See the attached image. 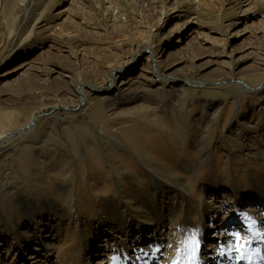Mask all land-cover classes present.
<instances>
[{"label": "rangeland", "instance_id": "obj_1", "mask_svg": "<svg viewBox=\"0 0 264 264\" xmlns=\"http://www.w3.org/2000/svg\"><path fill=\"white\" fill-rule=\"evenodd\" d=\"M0 138V264H170L182 222L207 264L264 191V0H0Z\"/></svg>", "mask_w": 264, "mask_h": 264}, {"label": "bare ground", "instance_id": "obj_2", "mask_svg": "<svg viewBox=\"0 0 264 264\" xmlns=\"http://www.w3.org/2000/svg\"><path fill=\"white\" fill-rule=\"evenodd\" d=\"M148 48L150 50H152V47H149L148 46ZM93 88L94 89L95 88L97 89V87H90L91 90H93ZM114 90H116V89H114ZM112 91H113V88L109 89L108 92L110 93ZM85 93H86L85 89H80L77 92V95L83 100L84 99V96H85ZM119 93H122V92L119 91ZM154 97L152 96V98H147L146 100L149 101V102H154V101L157 100V99H153ZM122 100L124 101V98ZM28 129H30V128H28ZM25 130H27V128ZM0 140H4V139L3 138H0ZM172 177L173 176H171V178ZM156 183L157 182H155L154 185H156ZM158 188H159V186L156 185V189L157 190H158ZM176 188L178 190H180V192L185 191V186L183 184H179L178 186H176ZM253 192H255V195L256 196H260V194H263L264 193V191L260 190L259 188H257ZM240 195L241 196H245L246 193H244L243 191H239V196ZM252 199H254V197H248V198H246L247 201L252 200ZM261 199H264V196ZM259 202H261V200H259ZM245 203H247V202H245ZM188 205H191V202L188 203ZM258 207L259 208H262L263 206H258ZM205 209L208 210V208L206 206H205ZM205 209L204 210L202 209L203 210L202 213H205L206 212ZM152 210H154V209H151V211ZM240 211H241V209H240ZM237 212L239 213V211H237ZM159 214L161 216L160 220H162L163 217H164L162 215V212L159 213ZM249 217H251V216L249 215ZM187 218L188 219H191L190 218V215H188ZM233 219H235V218L233 217ZM249 221H250V223L251 222H255V225H257V226H258V224L261 223L260 222L261 221L260 219L256 220L255 218H251ZM262 223H263V221H262ZM180 227H181V231H182V236L179 239L178 245H177L176 250H175L177 252V253H175L176 256L173 257L174 260H172V262H170V264H202L200 262V258H198L197 249L202 246V239H200V236L205 231L204 230V226H202V227H194V226H191L190 227V226H188V224H186V222H182L181 225H180ZM225 235H226L225 232H223L222 233V236L218 237L219 239H214V240H220V239L221 240H226V236ZM234 238H235V241H236L235 244H234V247H227L228 249H225L224 250V248H223V250H221V251L219 250V252L216 253L215 256H213V258L215 257L216 259L217 258L218 259H228V258H232L233 255H236L238 257V259L240 260L239 261V264H244V261L245 260H247V261H249V260H258V261H261V262L264 263V233H262L261 235H258V234H253L252 235V231H251V238L248 239V240H242L241 238H236V236L230 237V239H234ZM193 241H198V246H195L194 247L193 246ZM237 242H239V243H237ZM143 244H144V242H142V245ZM143 249L144 248H142V249H138V248H134V249L133 248H129V249H127L126 250V253H125L126 260L121 261V258L117 256L115 264H158L160 262V258L159 257H160V253L162 251L161 250L162 249L161 247L158 248V249L154 247L153 248L154 250L152 251V254H150V256H145V255L143 256V255H141L140 257L137 256V259H136V257H129L130 250H133L132 252L135 254L136 253V250H141L142 251ZM144 251L145 252H149L146 249H144ZM219 255L220 256H224V257L223 258L217 257ZM211 258H212V256H211Z\"/></svg>", "mask_w": 264, "mask_h": 264}, {"label": "water", "instance_id": "obj_3", "mask_svg": "<svg viewBox=\"0 0 264 264\" xmlns=\"http://www.w3.org/2000/svg\"><path fill=\"white\" fill-rule=\"evenodd\" d=\"M35 121H36V120L34 119L33 122L31 123V125H33V124L35 123ZM31 125H30V126H31ZM30 126H29V127H30ZM19 135H20V133H16V134H12V135L9 136V137H10V138H15V137H17V136L19 137Z\"/></svg>", "mask_w": 264, "mask_h": 264}, {"label": "snow or ice", "instance_id": "obj_4", "mask_svg": "<svg viewBox=\"0 0 264 264\" xmlns=\"http://www.w3.org/2000/svg\"><path fill=\"white\" fill-rule=\"evenodd\" d=\"M234 235L239 238V233H235ZM193 246H198V241H193Z\"/></svg>", "mask_w": 264, "mask_h": 264}]
</instances>
